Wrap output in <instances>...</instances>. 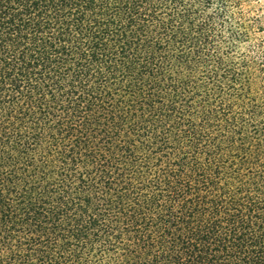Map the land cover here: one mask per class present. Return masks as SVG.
<instances>
[{
	"label": "trees",
	"instance_id": "1",
	"mask_svg": "<svg viewBox=\"0 0 264 264\" xmlns=\"http://www.w3.org/2000/svg\"><path fill=\"white\" fill-rule=\"evenodd\" d=\"M235 1L0 0V264H264Z\"/></svg>",
	"mask_w": 264,
	"mask_h": 264
},
{
	"label": "rangeland",
	"instance_id": "2",
	"mask_svg": "<svg viewBox=\"0 0 264 264\" xmlns=\"http://www.w3.org/2000/svg\"><path fill=\"white\" fill-rule=\"evenodd\" d=\"M233 4L234 16H240L248 28L255 43L259 44L260 62L264 63V0H238ZM235 4H239L236 6ZM248 41H243V50H247ZM258 72V71H257Z\"/></svg>",
	"mask_w": 264,
	"mask_h": 264
}]
</instances>
